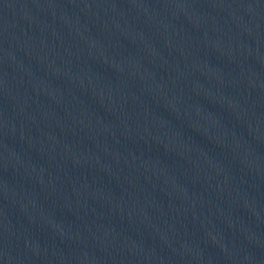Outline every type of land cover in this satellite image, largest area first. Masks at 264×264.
<instances>
[{
  "label": "water",
  "instance_id": "obj_1",
  "mask_svg": "<svg viewBox=\"0 0 264 264\" xmlns=\"http://www.w3.org/2000/svg\"><path fill=\"white\" fill-rule=\"evenodd\" d=\"M0 264H264V0H0Z\"/></svg>",
  "mask_w": 264,
  "mask_h": 264
}]
</instances>
